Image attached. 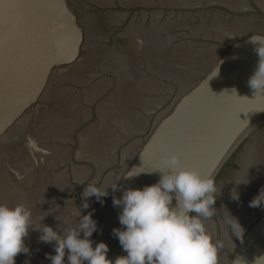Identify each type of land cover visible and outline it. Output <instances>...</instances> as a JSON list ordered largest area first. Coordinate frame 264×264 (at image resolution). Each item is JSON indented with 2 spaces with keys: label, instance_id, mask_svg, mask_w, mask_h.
Here are the masks:
<instances>
[{
  "label": "clouds",
  "instance_id": "obj_1",
  "mask_svg": "<svg viewBox=\"0 0 264 264\" xmlns=\"http://www.w3.org/2000/svg\"><path fill=\"white\" fill-rule=\"evenodd\" d=\"M260 57L257 70L248 83L256 94L264 96V40L252 37ZM158 182L143 188H128L119 198L113 197V206L121 207L118 220L122 228H113L112 234L127 253L113 262L108 258L109 246L100 241L93 247L91 237L99 231L93 213L82 214L89 207L88 198L95 197L103 204L108 189L115 192L118 185L102 189L89 183L82 193L83 203L76 209L79 217L74 228L58 232L51 226H36L30 208L24 204L0 203V264H15L20 253H29L25 238L29 230L39 231L41 243L54 244V255L46 254L50 264H218V251L223 246L208 233L204 221L215 215L217 186L214 177L203 176L194 169L180 166L177 154L162 161ZM247 174L232 183L248 185ZM142 172L129 171L124 178L132 179ZM175 194V195H173ZM231 198L238 201L239 192L233 188ZM173 199L176 203L173 205ZM264 206V189L249 202V207ZM225 223L234 236L240 238L243 228L228 212ZM256 264H264V257Z\"/></svg>",
  "mask_w": 264,
  "mask_h": 264
}]
</instances>
